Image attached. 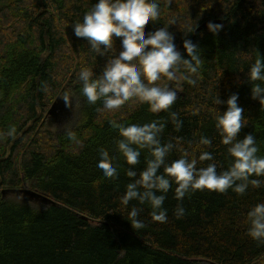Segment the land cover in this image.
<instances>
[{
    "label": "trees",
    "instance_id": "trees-1",
    "mask_svg": "<svg viewBox=\"0 0 264 264\" xmlns=\"http://www.w3.org/2000/svg\"><path fill=\"white\" fill-rule=\"evenodd\" d=\"M158 2L159 20L143 31H155L175 18L168 30L177 49L188 58L183 40L191 39L204 63L195 86L183 79L158 82L176 88L178 99L167 112L156 114L147 104L132 101L109 112L100 101L89 105L82 95L81 69L91 68L98 75L108 59L90 50L72 29L96 0H0V133L16 128L13 136L0 137V264H264V243L249 237L246 222L247 212L264 203V185H249L243 195L196 191L180 202L173 183L164 202L166 223L153 221L151 208L137 201L128 208H143L140 219L146 227L134 231L126 220L120 198L129 183V165L117 150L121 137L112 122L165 123L161 142L176 145L169 160L179 158L180 149H196L197 157L200 151H210L219 172L232 158L215 129L216 111H225L226 105H215L213 98L218 93L226 100L236 93L247 123L240 138L253 134L258 155H264V106L251 99L247 82L251 64L258 55L264 57V0ZM206 21L224 27L215 36L207 28L197 30ZM188 27L197 31L189 33ZM119 48L116 38L117 54ZM183 73L181 69L177 75ZM45 82L47 92L42 90ZM65 95L76 101L74 125L52 132L46 113ZM194 108H200L199 115L191 114ZM169 112L183 121L179 131ZM68 131L80 144L68 138ZM201 136L210 138L212 145L198 147ZM101 149L118 165V179L103 180L96 170ZM148 156L147 149L141 150L137 172ZM25 188L51 204L30 203L12 193ZM178 203L185 209L181 219L174 215Z\"/></svg>",
    "mask_w": 264,
    "mask_h": 264
},
{
    "label": "clouds",
    "instance_id": "clouds-1",
    "mask_svg": "<svg viewBox=\"0 0 264 264\" xmlns=\"http://www.w3.org/2000/svg\"><path fill=\"white\" fill-rule=\"evenodd\" d=\"M171 3V0H168ZM161 16L158 0H96V3L84 13L82 20L72 23L74 35L86 39L90 50L98 56L108 59L97 75L93 69L85 67L79 72L81 93L89 105L100 101L105 110L114 112L126 102L147 104L152 113L167 112L178 99L176 88L167 83H158L167 78L168 81L183 79L189 85L195 86L202 79L200 69L204 63L200 48L191 39L183 40V48L188 58H184L175 44V36L168 30L169 25L176 24L175 18H170L167 26L155 31L145 32L144 27L152 22L155 24ZM223 24L208 22L207 30L214 36L223 29ZM196 30V29H195ZM191 27L188 32L193 33ZM120 40L117 54L114 41ZM183 69L182 76L177 73ZM260 82V83H257ZM247 82L251 84V99L264 106V57L258 55L247 73ZM42 90L47 92L45 82ZM238 94H231L226 100H221L217 93L213 98L215 105H226V110L219 109L215 114V129L220 136V142L228 146L227 152L232 158L226 170L217 171V163L210 151L196 149L190 153L180 149L181 155L175 160H169V154L176 147L172 142L162 143L161 134L165 123L153 120L145 124L115 125V130L121 139L117 141V150L123 156L129 167L125 175L129 183L125 193L120 198L121 205L127 213V221L134 231L146 227L140 219L143 208L136 205L128 206L131 201L139 205L147 204L151 208L153 221L166 223L168 210L164 202L168 192L176 185L174 196L182 202L185 196L196 191L209 190L220 194L232 192L243 195L251 185L260 188L264 185V155H258L259 147L256 137L247 134L240 138L241 129L247 126L244 109L238 104ZM66 106L70 100L63 97ZM200 108L191 111L193 116L199 115ZM169 117L176 131L183 126L178 113L169 112ZM15 126H9L0 137H11L15 134ZM71 141L80 144L74 132L68 131ZM179 139V138H177ZM211 146L212 140L201 136L198 147ZM147 149L149 156L145 157V167L137 172L135 166L141 163V150ZM108 152L101 149L95 167L103 180H116L119 177L118 165L112 161ZM209 161L206 167H197L199 162ZM252 177H257L253 179ZM185 214L182 203H178L174 215L181 219ZM249 224L248 235L253 240L264 243V203H257L247 212Z\"/></svg>",
    "mask_w": 264,
    "mask_h": 264
},
{
    "label": "water",
    "instance_id": "water-1",
    "mask_svg": "<svg viewBox=\"0 0 264 264\" xmlns=\"http://www.w3.org/2000/svg\"><path fill=\"white\" fill-rule=\"evenodd\" d=\"M207 24H202L197 30H203L207 28ZM196 30V31H197ZM67 106L65 104V101L62 98H58L50 107V109L46 113V118L49 119L50 121H55L60 115H65L67 112ZM9 191H3L2 195L8 193ZM13 194H16L23 200L30 202V203H37L41 202L45 205L51 204L52 201L49 199L29 190V189H20V190H14L12 191Z\"/></svg>",
    "mask_w": 264,
    "mask_h": 264
},
{
    "label": "rangeland",
    "instance_id": "rangeland-1",
    "mask_svg": "<svg viewBox=\"0 0 264 264\" xmlns=\"http://www.w3.org/2000/svg\"><path fill=\"white\" fill-rule=\"evenodd\" d=\"M69 100L70 104L69 107L67 106L68 111L65 115H60V117H58L55 121H50L49 119L45 120L52 132H62L69 130L74 125L77 105L75 99L72 98V96L69 97Z\"/></svg>",
    "mask_w": 264,
    "mask_h": 264
},
{
    "label": "bare ground",
    "instance_id": "bare-ground-1",
    "mask_svg": "<svg viewBox=\"0 0 264 264\" xmlns=\"http://www.w3.org/2000/svg\"><path fill=\"white\" fill-rule=\"evenodd\" d=\"M209 21H206L205 23H208ZM205 23H203V24H205ZM201 26V25H200ZM58 98H62L61 96H59V97H57L56 98V100L58 99Z\"/></svg>",
    "mask_w": 264,
    "mask_h": 264
}]
</instances>
